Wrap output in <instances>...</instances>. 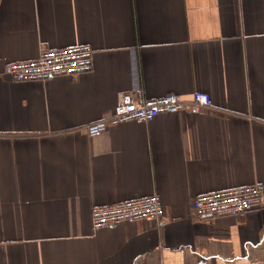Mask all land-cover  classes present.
I'll use <instances>...</instances> for the list:
<instances>
[{"label": "crops", "instance_id": "obj_1", "mask_svg": "<svg viewBox=\"0 0 264 264\" xmlns=\"http://www.w3.org/2000/svg\"><path fill=\"white\" fill-rule=\"evenodd\" d=\"M88 44L89 73L16 82L12 62ZM200 112L91 137L134 86ZM264 185V0H0V264H264V206L201 219V194ZM160 220L94 230L151 195Z\"/></svg>", "mask_w": 264, "mask_h": 264}, {"label": "built area", "instance_id": "obj_2", "mask_svg": "<svg viewBox=\"0 0 264 264\" xmlns=\"http://www.w3.org/2000/svg\"><path fill=\"white\" fill-rule=\"evenodd\" d=\"M94 52L88 44L68 48L43 49L36 59L12 62L5 66L4 74L16 82L47 81L56 76H74L89 73L94 67ZM134 86L131 92L121 93L113 113L86 126L91 137L103 135L111 126L125 122L148 123L160 114L200 112L212 106L211 96L195 92L190 100L177 94L148 98L140 83L134 65ZM264 206V185L255 183L222 191L198 195L191 207L201 219L237 216ZM164 215L162 200L156 194L135 200H126L108 206L92 208L94 230L114 227L125 222L160 220Z\"/></svg>", "mask_w": 264, "mask_h": 264}]
</instances>
